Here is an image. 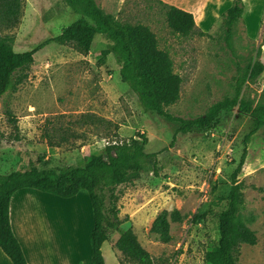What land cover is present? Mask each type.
<instances>
[{
	"label": "rangeland",
	"instance_id": "1",
	"mask_svg": "<svg viewBox=\"0 0 264 264\" xmlns=\"http://www.w3.org/2000/svg\"><path fill=\"white\" fill-rule=\"evenodd\" d=\"M96 1L105 13L120 21L150 27L159 48L168 52L173 71L181 79L178 100L166 107L172 115L193 118L203 114L212 103L230 95L238 80L241 95L259 99L264 71L254 81L247 76L257 60L264 64V0H243L244 12L234 25L229 44L223 34L224 12L213 21L208 14L210 23L203 34L185 36L170 27L167 8L155 0ZM231 3L225 0L224 6ZM218 9L223 6L219 4ZM78 17L64 0H23L19 22L2 28L0 35L11 37L15 51L29 50ZM106 46L107 39L99 33L87 55L71 44L50 43L34 54L23 82L14 86V77L11 79L0 94V173L31 165L40 169L80 166L84 156L99 153L109 142L136 136L139 131L148 138L145 150L158 155L155 163L154 159L149 162L151 170L117 186L121 226L133 229L153 264H207L204 252L217 241L215 213L226 202L248 116L236 109L221 112L215 127L178 133L174 145L165 150L177 123L143 110L137 95L121 80L115 56L101 55ZM237 181L244 195L241 218L257 238L254 245L240 246L238 264H264V129L248 144ZM24 198V226L38 236L48 231L70 252L74 251L69 232L73 224L75 253L79 251L82 262L90 264L93 222L87 192L63 198L23 188L11 198L12 215ZM53 201L57 211L52 209ZM173 208L185 217L181 222L170 221L173 238L163 243L150 232L151 223L161 210ZM207 208L213 213L191 221L196 211ZM117 237V232L110 231L108 243L112 245ZM113 251L123 264H140L117 249Z\"/></svg>",
	"mask_w": 264,
	"mask_h": 264
},
{
	"label": "trees",
	"instance_id": "2",
	"mask_svg": "<svg viewBox=\"0 0 264 264\" xmlns=\"http://www.w3.org/2000/svg\"><path fill=\"white\" fill-rule=\"evenodd\" d=\"M167 8L166 16L170 27L181 35L194 32L203 34L196 26L193 15L162 0H155ZM23 0H0V30L15 26L22 14ZM66 5L79 17L65 26L60 33L48 37L29 50L15 51L10 36L0 35V94L14 77V86L23 82L34 62V54L50 43L71 44L83 55L91 49L94 36L101 34L107 39V46L100 50L102 56L112 53L120 64L121 80L137 95L146 112L176 122L172 139L167 150L175 143L178 133H188L195 129L208 131L215 127L221 112L236 109L248 116V127L242 143L240 159L231 173V183L225 197V204L215 213L217 218V241L215 246L204 252L207 264H238L240 246L254 245L256 234L241 218L240 209L244 195L237 176L245 162L248 144L252 137L264 129V88L257 101L241 95L242 84L238 80L233 92L212 103L207 110L193 118L174 116L166 110L168 105L179 98L180 77L173 71L168 52L158 46L157 38L150 27L141 23L120 21L105 13L96 0H64ZM244 11L243 0H232L223 13L224 40L229 44L234 33V25ZM264 71V64L257 60L247 79L254 81ZM10 121L14 119L10 117ZM147 136L136 132V136L113 140L99 153L84 156L83 164L64 165L57 168H38L31 165L27 169H17L0 173V249L12 264H28L24 250L14 234L10 222V201L13 194L23 188H34L56 196L69 198L85 190L92 211V227L89 235L90 264H105L101 246L109 240V232L118 237L113 248L140 264H153V260L138 241L131 227L123 228L119 218L116 189L120 184L131 182L142 172L151 170L149 162L155 163L158 152H147ZM157 173V170H154ZM211 209L196 211L191 221L198 222ZM185 215L177 208L161 210L151 223L150 232L163 243L172 240L169 233L170 221L181 222ZM119 264H123L119 261Z\"/></svg>",
	"mask_w": 264,
	"mask_h": 264
},
{
	"label": "crops",
	"instance_id": "3",
	"mask_svg": "<svg viewBox=\"0 0 264 264\" xmlns=\"http://www.w3.org/2000/svg\"><path fill=\"white\" fill-rule=\"evenodd\" d=\"M162 1L167 4L176 6L182 10L190 12L193 15L196 26L199 27L202 31H205L206 26L209 25L210 23L208 22L209 13H210L209 16H211L210 20L213 21L214 17L216 18L219 14H221L220 12H225V10L230 6V5L224 6L225 0H162ZM219 4L223 6V9L217 10V6ZM262 28L263 30L261 33L264 35V25L262 26ZM26 198L18 201L17 207L14 210V215H12L11 205H10V222L14 234L16 235L18 241L20 242L24 250L28 264H85L80 259V252L78 251L77 255L75 253L76 251V246L74 245L75 236L72 232L74 229L73 224L71 229L72 231L69 232H71V239H72L74 251L73 249H71L70 252H69V248H65V246L59 245L60 241L58 240V238L50 236L48 231L46 234L44 233L43 235L38 236L36 235V231L31 232L29 231L30 228L24 226L23 218L26 209L25 206L26 204L25 201L27 200ZM54 205L55 202L53 201L52 209L54 211H57L56 210L57 206L55 205V207H53ZM54 214H56L57 216V212H54ZM111 244L112 245H110L108 241H104L101 246L105 264H109V261H111V264H119L118 259L113 251L115 250L113 248V243ZM0 264H12L9 257L1 249H0Z\"/></svg>",
	"mask_w": 264,
	"mask_h": 264
}]
</instances>
